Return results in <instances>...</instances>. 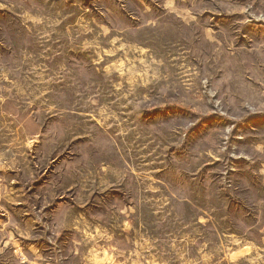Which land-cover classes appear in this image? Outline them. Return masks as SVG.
Instances as JSON below:
<instances>
[{"label": "rangeland", "instance_id": "rangeland-1", "mask_svg": "<svg viewBox=\"0 0 264 264\" xmlns=\"http://www.w3.org/2000/svg\"><path fill=\"white\" fill-rule=\"evenodd\" d=\"M165 1L0 0V175L16 152L108 176L82 202L61 190L111 227L83 232L82 264H248L238 244L264 245V0Z\"/></svg>", "mask_w": 264, "mask_h": 264}, {"label": "crops", "instance_id": "crops-1", "mask_svg": "<svg viewBox=\"0 0 264 264\" xmlns=\"http://www.w3.org/2000/svg\"><path fill=\"white\" fill-rule=\"evenodd\" d=\"M166 1L171 4L169 9H174L176 0ZM146 8L148 11L150 7ZM32 132L37 133L36 130ZM60 155L50 157L46 167L36 168L30 160L21 166L18 162L13 164L15 152L10 157L11 166L1 168L10 171V178L4 180V175H0V264H82L83 232L90 234L93 246H98L100 233L105 231L111 236V227L100 228L96 219L84 214L80 203L65 204L67 198L61 193L62 189L74 187V201L82 202L84 197L86 200L92 197L94 188L107 182L108 178L104 177L108 176L99 180L98 171H90V167L84 176L81 159L75 164L74 172H69L70 179L66 182L62 179L65 171L58 164ZM110 166L104 164L102 167ZM4 232L8 234L5 239ZM125 235L128 237L127 233ZM135 243L139 248L144 247L139 235L138 238L135 235ZM244 247H247L246 263L261 261L264 264V252L258 250H264V245L241 241L237 249ZM142 258L146 262L144 253ZM139 261L142 262L141 257Z\"/></svg>", "mask_w": 264, "mask_h": 264}]
</instances>
